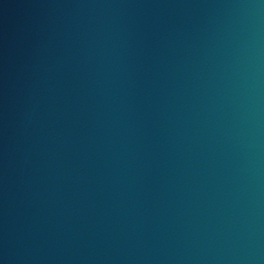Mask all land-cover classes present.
<instances>
[{
    "label": "water",
    "instance_id": "obj_1",
    "mask_svg": "<svg viewBox=\"0 0 264 264\" xmlns=\"http://www.w3.org/2000/svg\"><path fill=\"white\" fill-rule=\"evenodd\" d=\"M0 264H264V0H0Z\"/></svg>",
    "mask_w": 264,
    "mask_h": 264
}]
</instances>
